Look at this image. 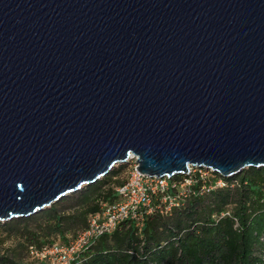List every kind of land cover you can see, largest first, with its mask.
<instances>
[{
	"label": "water",
	"instance_id": "95a60500",
	"mask_svg": "<svg viewBox=\"0 0 264 264\" xmlns=\"http://www.w3.org/2000/svg\"><path fill=\"white\" fill-rule=\"evenodd\" d=\"M136 155L264 167V0H0V221Z\"/></svg>",
	"mask_w": 264,
	"mask_h": 264
},
{
	"label": "trees",
	"instance_id": "16d2710c",
	"mask_svg": "<svg viewBox=\"0 0 264 264\" xmlns=\"http://www.w3.org/2000/svg\"><path fill=\"white\" fill-rule=\"evenodd\" d=\"M218 177L221 176L215 175ZM101 179L79 192L81 202L78 210L64 215L52 204L44 211L48 220L47 230H50L47 235L58 232L63 238L61 241H67V231L75 226L79 229L85 227L88 214L99 209L100 200L115 198L111 187L100 189L109 181L107 177ZM222 179L224 186L210 189L208 185L213 182L198 179L192 187L197 190L205 184V191L189 194L167 211L148 214L141 231L131 223H121L111 233L101 235L83 252L76 264L261 263L264 249L257 247L264 243V167H248L239 176ZM91 194H95L96 201L87 205ZM81 204L85 206L81 208ZM54 241L41 237L37 243L32 237L29 247H41ZM0 264L48 263H26L2 255Z\"/></svg>",
	"mask_w": 264,
	"mask_h": 264
},
{
	"label": "built area",
	"instance_id": "2783aa9c",
	"mask_svg": "<svg viewBox=\"0 0 264 264\" xmlns=\"http://www.w3.org/2000/svg\"><path fill=\"white\" fill-rule=\"evenodd\" d=\"M136 159V155H129L125 163L127 169L124 180L118 185L110 186L115 198L111 201L100 200L99 209L88 214L85 227L69 235L65 242L54 241L41 247H29V253L36 259L35 262L76 264L83 252L101 235L111 233L121 223H131L141 231L148 214L167 211L189 194L205 191V184L197 190L192 187L198 179L213 182L208 185L209 189L225 185L223 176L218 172L196 165H188L187 173L172 177L145 175L136 169ZM215 175L221 177L215 178Z\"/></svg>",
	"mask_w": 264,
	"mask_h": 264
},
{
	"label": "rangeland",
	"instance_id": "374dc122",
	"mask_svg": "<svg viewBox=\"0 0 264 264\" xmlns=\"http://www.w3.org/2000/svg\"><path fill=\"white\" fill-rule=\"evenodd\" d=\"M126 169L127 166L125 164L115 166L107 175L104 176L105 178L107 177L109 181H107L105 185L102 184L100 189L104 190L107 187H110L111 184H117L118 182L124 180ZM112 171H115V173H111ZM236 175L239 176L240 173ZM236 175H233L230 178H234ZM101 180L102 179H98L95 183ZM86 186L87 185H84L83 188ZM82 189L64 196L57 202L53 203V205L64 215H68L69 213L78 210L79 203L81 202V197H79L81 193L79 192ZM95 201V194H91L86 204L89 205ZM84 206L85 205H82L81 208ZM228 207L230 208L231 205ZM47 209H50V206L28 217H17L5 222L0 221V256L8 255L12 258L21 259L26 263H35L34 261H36V259L32 258L29 253V245L31 244L29 242L30 238L32 239V237H34V240L37 243H39L41 237H44L46 240L52 239L53 241L63 240V238H61V234L58 232H52L50 235H47L50 231L47 230V214L44 213ZM49 224H52V222L50 221ZM78 229L79 228L75 226L71 230L67 231L65 236L68 238L69 235L75 233ZM262 240L264 242V236L262 237ZM257 248H262L263 250L264 243L262 246L259 245ZM256 254L259 255L260 252L256 251ZM261 256L262 259L259 264H264V254L261 253Z\"/></svg>",
	"mask_w": 264,
	"mask_h": 264
}]
</instances>
